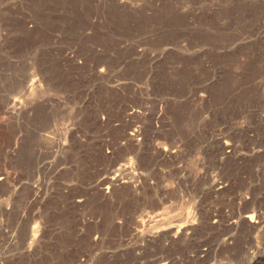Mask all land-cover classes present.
<instances>
[{
  "label": "rangeland",
  "instance_id": "rangeland-1",
  "mask_svg": "<svg viewBox=\"0 0 264 264\" xmlns=\"http://www.w3.org/2000/svg\"><path fill=\"white\" fill-rule=\"evenodd\" d=\"M0 264H264V0H0Z\"/></svg>",
  "mask_w": 264,
  "mask_h": 264
},
{
  "label": "bare ground",
  "instance_id": "bare-ground-1",
  "mask_svg": "<svg viewBox=\"0 0 264 264\" xmlns=\"http://www.w3.org/2000/svg\"><path fill=\"white\" fill-rule=\"evenodd\" d=\"M32 96H35V95H32Z\"/></svg>",
  "mask_w": 264,
  "mask_h": 264
}]
</instances>
